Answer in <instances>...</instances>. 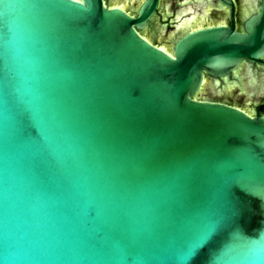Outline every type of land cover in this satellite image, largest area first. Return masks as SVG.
I'll return each mask as SVG.
<instances>
[{
	"label": "water",
	"instance_id": "1",
	"mask_svg": "<svg viewBox=\"0 0 264 264\" xmlns=\"http://www.w3.org/2000/svg\"><path fill=\"white\" fill-rule=\"evenodd\" d=\"M117 1L132 11L106 0H0V264H186L188 229L217 193L227 214L241 211L195 264H264V116L200 97L206 76L264 63V0L242 32L213 25L173 40L156 22L146 33L160 44L143 33L159 0ZM85 72L104 80L96 112L97 81ZM144 146L160 171L202 161L186 226L173 220L178 191L132 188L117 170L111 154Z\"/></svg>",
	"mask_w": 264,
	"mask_h": 264
},
{
	"label": "snow or ice",
	"instance_id": "2",
	"mask_svg": "<svg viewBox=\"0 0 264 264\" xmlns=\"http://www.w3.org/2000/svg\"><path fill=\"white\" fill-rule=\"evenodd\" d=\"M76 2L81 3L82 0H76ZM85 73L97 81L92 94V102L96 112L104 99V80L103 77L97 80L95 73ZM85 73H81V75ZM63 75L65 79L75 80V74L73 73L64 70ZM31 114L35 120H40L38 112L31 111ZM19 116L20 112L18 111L17 117ZM32 131L35 135V130ZM41 134L44 141L47 132L42 125ZM25 135H27V132H25ZM37 141H40L39 137H37ZM154 151L153 148L144 146L132 151L111 155L116 161L117 170L125 177L130 187L138 190L160 188L166 191H178L177 210L173 214V220L178 218L186 226L190 222L187 213L197 195V184L203 167L202 161L193 157L174 165L166 171H160L154 162ZM258 191L261 195H264V185ZM240 211L238 208L232 209L231 215L227 214L219 194L212 195L205 202L204 207L196 211L197 226L188 229V235L180 250L182 258L186 255V264H195L203 255L204 249L211 246L215 234L221 229L231 227ZM231 237L232 240H238L242 248L252 252L255 256L256 246L246 241L238 229L231 232Z\"/></svg>",
	"mask_w": 264,
	"mask_h": 264
},
{
	"label": "flooded vegetation",
	"instance_id": "3",
	"mask_svg": "<svg viewBox=\"0 0 264 264\" xmlns=\"http://www.w3.org/2000/svg\"><path fill=\"white\" fill-rule=\"evenodd\" d=\"M124 1L129 5L132 1L138 3V8L144 0ZM232 1V5H227L221 0H159L155 13L143 33L153 42L159 43L146 33L148 29L154 28L153 24L156 22L171 29L173 40L192 28L213 25H226L242 32L244 21L259 12L261 0ZM106 2L121 5L126 10L132 11L117 0H106ZM169 5L170 10L167 8ZM261 60H264V57ZM206 85L210 89L209 95L201 96L200 92V97L238 106L252 115L264 116V63L243 61L229 76L222 78L206 76L204 86ZM230 90L236 91L239 96L247 100V105L251 106L248 108L242 101L223 95Z\"/></svg>",
	"mask_w": 264,
	"mask_h": 264
}]
</instances>
